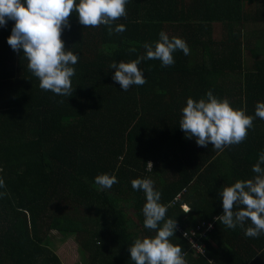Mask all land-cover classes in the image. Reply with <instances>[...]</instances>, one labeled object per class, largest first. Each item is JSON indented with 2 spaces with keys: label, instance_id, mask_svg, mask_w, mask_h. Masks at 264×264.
Here are the masks:
<instances>
[{
  "label": "trees",
  "instance_id": "16d2710c",
  "mask_svg": "<svg viewBox=\"0 0 264 264\" xmlns=\"http://www.w3.org/2000/svg\"><path fill=\"white\" fill-rule=\"evenodd\" d=\"M254 3L260 8L250 14ZM126 7L115 22L126 31L112 35L71 15L62 32L79 57L70 97L39 88L22 50L7 42L15 22L0 26V264H62L53 231L75 241L78 264H134L135 239L155 235L144 227L137 178L154 181L166 218L199 228L203 254L178 230L170 238L188 264H264V234L247 237L216 219L223 187L253 178L264 151V119L255 117L264 102V30L244 34L250 21L264 23V0H129ZM161 31L183 38L190 54L177 50L168 67L143 60L147 83L122 90L110 65L145 55L143 45L155 46ZM209 90L254 116L247 139L222 152L198 146L179 125L187 99ZM105 173L118 183L100 190L95 178Z\"/></svg>",
  "mask_w": 264,
  "mask_h": 264
},
{
  "label": "clouds",
  "instance_id": "9594fccd",
  "mask_svg": "<svg viewBox=\"0 0 264 264\" xmlns=\"http://www.w3.org/2000/svg\"><path fill=\"white\" fill-rule=\"evenodd\" d=\"M129 0H0V26L14 21L9 46L17 53L21 50L27 60L29 71L39 79V88L51 91L59 96L73 95L72 78L76 74L74 65L78 63V54L66 50L62 32L70 28V17L78 14L79 23L87 27L105 25L108 34L126 31L123 23L115 22L127 16ZM113 25H115L113 27ZM145 55L130 62H113L115 69L113 80L121 89L127 91L132 86L147 83L144 72L139 67L145 59L160 60L162 66L175 63L174 52L182 50L190 54L187 42L180 37L169 38L161 31L159 40L145 43ZM135 52V47L129 49ZM62 102V101H61ZM255 117L264 119V102H258ZM254 116L243 109H236L227 98H219L209 90L206 98L198 101L189 97L182 109L179 125L186 138H195L198 146L224 151L226 147L237 145L247 139L248 130L254 127ZM152 164L150 165L151 170ZM253 178L237 180L223 187L219 193L222 198L223 214L216 219L228 229L237 227L244 230L247 237L258 238L264 234V151L259 154L253 165ZM118 183L115 175L107 173L97 175L95 184L100 190L110 189ZM134 190L143 191L146 203L142 209L144 227L154 230V236L135 239L130 246V257L134 264H188L181 245L171 241L177 230V221L166 218L167 207L161 201V192L154 187L150 178H137L131 181ZM0 178V187H4ZM187 213L190 208L182 206ZM250 225L245 227L246 222ZM185 235H187L185 233Z\"/></svg>",
  "mask_w": 264,
  "mask_h": 264
},
{
  "label": "rangeland",
  "instance_id": "374dc122",
  "mask_svg": "<svg viewBox=\"0 0 264 264\" xmlns=\"http://www.w3.org/2000/svg\"><path fill=\"white\" fill-rule=\"evenodd\" d=\"M259 8L260 6L255 3L248 6L250 14H255V12ZM257 28H261V30H264V23H260L259 21L257 23L254 21H250L244 28V34L252 36L251 32L257 31ZM220 33L221 27L217 25L215 27L216 38L220 37ZM51 234V248L58 255L62 264H75V262L77 261L76 259H78V253L76 250L77 244L75 243V241L73 239L62 238V236L56 231L51 232ZM76 264H78V262H76Z\"/></svg>",
  "mask_w": 264,
  "mask_h": 264
},
{
  "label": "built area",
  "instance_id": "2783aa9c",
  "mask_svg": "<svg viewBox=\"0 0 264 264\" xmlns=\"http://www.w3.org/2000/svg\"><path fill=\"white\" fill-rule=\"evenodd\" d=\"M198 229L193 228L190 230H186L184 228L179 227V225L177 226L178 232H180L182 235L185 236V239H187L189 241V244L191 245L192 249L194 251H196L197 253L203 254L204 253V244L197 242L194 239V236H195V234H197ZM185 233L187 235H185ZM201 234H202V236H205L204 232H201Z\"/></svg>",
  "mask_w": 264,
  "mask_h": 264
}]
</instances>
